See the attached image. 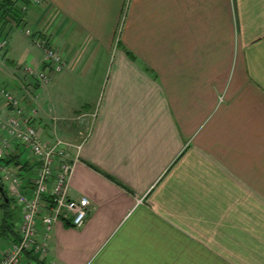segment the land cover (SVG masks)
Returning a JSON list of instances; mask_svg holds the SVG:
<instances>
[{"label": "crops", "instance_id": "crops-1", "mask_svg": "<svg viewBox=\"0 0 264 264\" xmlns=\"http://www.w3.org/2000/svg\"><path fill=\"white\" fill-rule=\"evenodd\" d=\"M27 10L19 27L55 42L64 66L38 87L33 38L1 50L0 115L9 91L22 115L35 108L41 139L80 144L68 197L91 203L81 226L53 224L37 258L264 264V0H41ZM20 157L29 170L12 168L29 194L36 162ZM36 230L41 238L40 221Z\"/></svg>", "mask_w": 264, "mask_h": 264}, {"label": "built area", "instance_id": "built-area-1", "mask_svg": "<svg viewBox=\"0 0 264 264\" xmlns=\"http://www.w3.org/2000/svg\"><path fill=\"white\" fill-rule=\"evenodd\" d=\"M31 2L40 4V0ZM31 33L32 31L27 30V34ZM34 43L43 52L42 68L33 73L30 68H23L22 72L28 78L31 73L34 74L38 87H42L49 81V72L58 73L63 69L64 60L59 47L52 40L35 34ZM5 47L6 41L0 39V48ZM26 88L28 96L34 99V87L32 90ZM3 94L9 112L6 117L0 116L1 129L14 142L28 148L29 155L36 162V173L32 179L30 193L26 194L21 188L18 174L11 173L6 165L0 164V178L2 177L4 189L20 209L19 220L14 225L16 238H6L4 248L0 247V264H38L36 258L46 251L48 235L53 224L59 219H65L69 220L73 227H79L90 209L91 203L86 196L68 197L69 179L80 144H72L61 138L41 139L32 120L35 108L32 107L28 114L22 115L18 97L9 91H4ZM83 116L84 114L80 113L74 119L81 122ZM9 144L6 136L1 138L0 159L7 155ZM71 150H74L76 155L69 161ZM47 196L52 199L51 202L46 199ZM39 221L44 230L41 238L36 230ZM27 253L34 255L35 259L28 258Z\"/></svg>", "mask_w": 264, "mask_h": 264}, {"label": "trees", "instance_id": "trees-1", "mask_svg": "<svg viewBox=\"0 0 264 264\" xmlns=\"http://www.w3.org/2000/svg\"><path fill=\"white\" fill-rule=\"evenodd\" d=\"M18 1H21L24 4H29L31 3V0H0V20H1V27L0 29L2 30V25H6L7 24V19L11 20L13 16H15V12H16V3ZM18 10V9H17ZM21 21L18 19V24ZM17 24V25H18ZM5 99V98H4ZM6 101V100H5ZM7 103V102H6ZM20 145L22 147L21 152L15 156H11L9 157L8 155H6L4 158L0 159V164H5V165H12V166H18L19 164H22V168L24 170H29L30 168V161H28L27 159L24 160L25 158H21V153L22 155L28 153V148L24 145L21 144H17ZM16 148H18V146H16ZM34 165H36V163H34ZM32 167V166H31ZM20 170V169H19ZM0 186L2 187V190L0 191L4 198L7 200V202H5V200L3 199L0 203V207L3 209V216L0 220V238H11L13 240H15L16 238V230H15V224L12 222V216L14 213V210L11 209V201H13L11 198L8 197V195L6 194V190L4 189V185L2 182V177H1V181H0ZM48 201H52V199L47 196L46 198ZM66 223L69 225L70 221L69 220H65ZM71 225V224H70ZM27 257L30 259H35L34 255H32L31 253H27ZM38 261V264H47L46 262H44L43 260H39L38 258H36Z\"/></svg>", "mask_w": 264, "mask_h": 264}, {"label": "rangeland", "instance_id": "rangeland-1", "mask_svg": "<svg viewBox=\"0 0 264 264\" xmlns=\"http://www.w3.org/2000/svg\"><path fill=\"white\" fill-rule=\"evenodd\" d=\"M40 2H41V0H40ZM32 3V2H31ZM33 4V3H32ZM39 5V4H38ZM15 7H16V12H15V16H13V17H11L12 19L11 20H9V19H7L6 18V20H7V24L6 25H2V30L0 29V39H2L3 41H6V44H7V42H8V44L6 45V47L5 48H0V55H1V50H3V51H6V49H9L11 46H13V47H15L16 45H19V44H21L22 42H25L26 40H27V36L26 35H30V38H31V40H32V38H33V42H34V38H35V33H33V31H32V33L31 34H26L27 33V30L28 31H31L30 29H29V26L28 25H26L25 27H19V24L21 23H19L18 24V19L20 20V21H23L24 20V18H26L27 17V14H28V10H27V8H28V5L27 4H24V3H22L21 1H18L17 3H16V5H15ZM18 9V10H17ZM28 19V18H27ZM25 22V21H24ZM18 24V25H17ZM0 27H1V20H0ZM74 32L75 31H73L72 32V34H74ZM26 34V35H25ZM80 36H82V35H80ZM40 37V36H39ZM76 37H78V35H77V31H76ZM77 39V38H76ZM8 40V41H7ZM78 40H80V39H78ZM3 85L1 84V81H0V90H1V87H2ZM1 94V93H0ZM1 97V96H0ZM1 116V115H0ZM6 136V138H7V141H9L10 142V144H9V147H8V149H7V152L9 153L10 151H12L14 148H16V145L18 144V143H16V142H14L11 138H9L8 137V135H6V133L5 132H3V130L1 129V125H0V140H1V138H3V137H5ZM5 165V164H4ZM6 167H7V169H9L10 170V172L11 173H13V174H16V172H17V169L15 168H12L13 166L11 165H6ZM6 182V181H5ZM1 203V202H0ZM16 208L18 207L17 206V204H15L14 205ZM13 207V206H12ZM17 211L18 210H15V212L13 213V216H12V222L13 223H16L18 220H19V218H18V216H17ZM2 216H3V209L0 207V220H1V218H2ZM16 218H18V219H16ZM4 244H5V240L4 239H2V238H0V245H2V246H4Z\"/></svg>", "mask_w": 264, "mask_h": 264}, {"label": "water", "instance_id": "water-1", "mask_svg": "<svg viewBox=\"0 0 264 264\" xmlns=\"http://www.w3.org/2000/svg\"><path fill=\"white\" fill-rule=\"evenodd\" d=\"M0 181H1V178H0ZM2 190V187L0 186V191Z\"/></svg>", "mask_w": 264, "mask_h": 264}]
</instances>
